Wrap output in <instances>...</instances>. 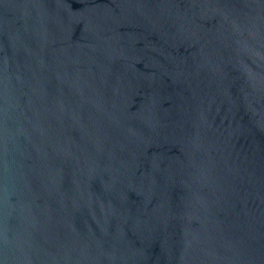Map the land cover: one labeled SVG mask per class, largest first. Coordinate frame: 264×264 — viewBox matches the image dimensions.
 I'll use <instances>...</instances> for the list:
<instances>
[{"label": "water", "instance_id": "obj_1", "mask_svg": "<svg viewBox=\"0 0 264 264\" xmlns=\"http://www.w3.org/2000/svg\"><path fill=\"white\" fill-rule=\"evenodd\" d=\"M0 264H264V0H0Z\"/></svg>", "mask_w": 264, "mask_h": 264}]
</instances>
